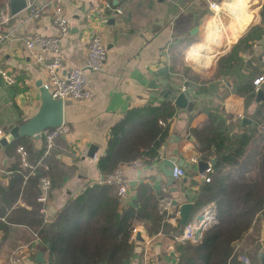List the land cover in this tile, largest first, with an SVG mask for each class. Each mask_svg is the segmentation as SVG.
<instances>
[{"label":"crops","instance_id":"1","mask_svg":"<svg viewBox=\"0 0 264 264\" xmlns=\"http://www.w3.org/2000/svg\"><path fill=\"white\" fill-rule=\"evenodd\" d=\"M8 1L3 0L0 9L7 5L10 13ZM51 2L34 0L35 6L42 8V14L36 19L23 23L26 14L23 9L15 14L10 13L9 22L0 25V33L9 35L0 42V70L6 71L14 79L12 84H7L0 76V130L3 132L32 116L40 105L37 83L41 82L44 86L48 79L45 63L51 54L40 48H35L34 54L31 53L25 48L24 40L34 32L45 36L58 34L51 22ZM110 2L112 6L122 9L121 14H100V0H57L70 27L69 34L60 43L62 65L59 72L69 67H84L85 50L92 33L101 34L106 59L98 71L84 69L86 85L93 92L90 100H64L63 122L69 131L55 140L50 153L37 157V151L43 147L42 137L18 139L13 152L6 150L7 146L0 149V264H5L14 251L19 253L23 264H48L47 246H39L34 230L8 219L12 204L8 203L9 193L2 188L10 189L15 177L18 178L16 167L27 172L38 168L44 174L42 178L49 179L51 173L55 175L59 183L50 188L42 209L49 204L58 213L68 200L79 195L87 185L107 179V175L99 170L97 161L106 151L112 126L120 121L124 113L133 107L160 106L168 101L173 105L174 112L168 121L167 139L159 148L158 158L150 163L142 162L136 168L121 165L128 180L127 201L123 203L121 199V202L122 205L132 200L138 203V200L145 199L150 190L154 195H161L164 188L165 195L171 200L170 213L174 217L168 223L174 225L175 218L179 220V205L192 202L203 182L202 173L197 169V161L201 160L197 141L190 129L201 127L209 115H218L226 123L234 125L232 130L237 131L238 127L247 126L241 125L242 117L249 119V115L264 100L255 101L258 89L254 87L253 100L246 105L238 92L245 80L264 72V21L260 14L264 0H258L253 21L254 26H259L262 31L248 41L247 51H238L240 61L231 70L225 68L229 61L226 56L242 37L236 42V38L227 40L232 30L228 25L232 15L226 16L228 26L222 28L223 21L219 23L217 17L224 6H218L219 3L223 4L222 0ZM211 2L216 4V9L209 7ZM221 16L224 17L223 13ZM210 24L220 31L223 47L218 48L207 42ZM194 27L197 30L191 33ZM198 51L202 54L215 51L216 54L208 59H197L195 53ZM36 54L42 60H37ZM190 60L200 67L194 68ZM190 69H196L206 76L203 78L199 75V79L194 76V80V77L186 75ZM260 88H264V85ZM176 90L189 93L191 110H179L173 104L170 98ZM132 128L135 129L136 125ZM19 147L24 155L18 150ZM91 147H95L92 156L88 155ZM26 149H30V153L27 154ZM172 158L184 159L191 169L182 167L183 176L171 181L163 175L159 165L163 159ZM19 206L27 212L32 210L29 203L19 202ZM40 213L46 225L55 218L47 223L45 212L40 210ZM198 215L209 227L215 221L213 204L191 211L187 222ZM143 226L142 221L134 224V255L130 264H141L144 255L148 264H175L173 247L176 243L173 238L165 232L145 236ZM232 248L235 258L244 254L254 264H260L257 253L264 249V220L253 223L242 237L232 242ZM38 251L42 252L43 261L36 260ZM236 262L239 264L237 259Z\"/></svg>","mask_w":264,"mask_h":264},{"label":"trees","instance_id":"2","mask_svg":"<svg viewBox=\"0 0 264 264\" xmlns=\"http://www.w3.org/2000/svg\"><path fill=\"white\" fill-rule=\"evenodd\" d=\"M260 14L264 21V5ZM261 31L259 26L252 27L231 48L226 56L230 61L226 69L231 70L240 61L238 51H247L248 41ZM260 74L249 77L238 88L246 105L253 100V79ZM173 112L174 107L168 101L160 106L128 109L110 130L106 151L97 161L99 170L108 176L135 159L144 163L156 160L167 139ZM233 127L220 116L209 115L201 127L190 129L197 141L199 158L204 161L217 158L208 173L210 180L199 185L191 211L213 204L215 221L204 229L198 241L174 245L175 264H238L232 242L242 237L253 223L264 220V100L249 115L246 127H238L237 131ZM18 141H13L6 150L15 151ZM21 145L25 147L24 143ZM29 151L26 149L27 154ZM37 153L41 157L44 147ZM16 172L18 178L15 177L10 189L2 188L9 193L8 203L12 204L9 222L29 226L37 234L39 246L48 245V264H130L135 222H144L145 236L165 232L173 238L184 226L176 218V224L168 223L173 213L158 211L159 194L150 190L144 200L122 205L116 186L107 180L87 185L46 225L40 213L43 204L37 202L43 172L38 168L27 172L18 167ZM49 179L50 188L59 183L52 173ZM19 202L31 204L32 210L27 212Z\"/></svg>","mask_w":264,"mask_h":264},{"label":"built area","instance_id":"3","mask_svg":"<svg viewBox=\"0 0 264 264\" xmlns=\"http://www.w3.org/2000/svg\"><path fill=\"white\" fill-rule=\"evenodd\" d=\"M56 2V3H55ZM52 0L51 6V22L56 27L58 34L55 36H45L40 33H31L29 37L24 40V45L27 50L34 54L35 48H40L51 54V58L45 63V67L48 72V79L44 84V87L50 92L51 97L55 99L74 100V101H87L93 97V92L86 85V78L84 69L90 71H98L104 64L106 59V48L103 43V39L100 33H92L89 37L87 47L85 50L84 67H69L60 73L59 69L62 65V59L60 57V43L69 34L70 27L64 16L62 7L57 3V0ZM26 14L23 19V23L32 19L40 17L42 14V8L37 7L34 4V0H25ZM214 2L209 4V7L213 9ZM99 12L103 16L108 13L121 14L122 9L120 7H114L109 0H100ZM11 15L9 13L7 5L0 10V25H5L9 22ZM9 35L0 33V42H2ZM37 60H42L39 54H36ZM60 67V68H59ZM0 76L7 84L14 82L13 77L6 71L0 70ZM253 85L256 89H259L264 85V72L253 79ZM69 128L63 122L61 125L55 128H47L40 133L42 137V143L44 147L43 155H47L54 146V142L61 136L68 133ZM5 136L4 132L0 130V137ZM19 151L24 155V151L21 147ZM24 160V159H23ZM133 168L142 165L140 159H136L129 164ZM211 169H206L201 174V179L205 182L210 180L208 173ZM184 169L181 166H174L171 174V178L176 180L183 176ZM108 182L113 183L117 189V195L119 198L127 197L128 180L124 174L123 167L116 168L106 179ZM40 195L38 201L45 203L46 196L50 190V182L48 178H41L39 183ZM164 188L161 189V195L158 197V211L170 212V199L165 195ZM43 208V207H42ZM45 212V209H41ZM171 220L174 217L170 218ZM202 220L195 218L192 221L186 223L182 231L173 237L175 243L190 241L195 242L196 236L199 234ZM38 242V237H36ZM239 264H254L250 257L244 254L236 256ZM5 264H23L22 258L18 252H12ZM141 264H148V259L144 255V259Z\"/></svg>","mask_w":264,"mask_h":264},{"label":"water","instance_id":"4","mask_svg":"<svg viewBox=\"0 0 264 264\" xmlns=\"http://www.w3.org/2000/svg\"><path fill=\"white\" fill-rule=\"evenodd\" d=\"M223 4L219 3L218 6L224 5L225 3H233L234 0H222ZM9 8L10 13L15 14L19 11L25 9L26 3L25 0H9ZM116 1H114V4ZM222 11V12H221ZM220 13L225 14V16L233 15L229 8L222 7ZM255 15L254 13L250 14V19L246 23L245 27L238 30L236 33V40H239L241 37L244 36V34L254 26ZM237 16H234V24L233 29L237 28ZM197 30V27H194L191 30V33L195 32ZM37 86L39 88L40 92V105L37 109V111L27 118L26 120L17 123L15 125L9 126L8 129L4 131L5 136L0 137V149L2 147H6L9 144H11L13 141L18 140L22 137H32L33 139H39L40 133L47 129V128H55L63 123L64 120V101L62 99H55L51 97L50 92L41 85V82L37 83ZM190 95L187 91H175V93L170 98L173 101V104L179 108V110H191V102H190ZM264 98V88H259L256 91L255 101L263 100ZM190 107V108H189ZM249 123V119L246 117H242L241 125L244 126ZM95 151V147H91L89 149L88 155L92 156ZM217 158L213 157L209 161L199 160L197 161V169L199 173H203L206 169H211L213 164L216 162ZM174 166H181L184 167L187 170L191 169V165L187 163L184 159H163L159 167L162 170V173L164 176L168 177L171 181L173 180L171 178L172 170ZM104 179V177H103ZM127 201V198H122V202L125 203ZM173 204H176L175 201H173ZM192 202H184L179 205V223L181 225H185L187 223L189 213L192 209ZM57 215V211L51 206L47 205V208L45 209V219L48 223L51 221L55 216ZM198 219H202L201 215L197 216ZM206 222L203 221L199 234L195 238V242L198 241L201 237V234L203 233L204 229L206 228ZM139 238V233H136ZM48 247V245H46ZM257 257L259 258L260 264H264V249L257 253ZM36 260L37 261H43V254L42 252L38 251L36 254Z\"/></svg>","mask_w":264,"mask_h":264},{"label":"bare ground","instance_id":"5","mask_svg":"<svg viewBox=\"0 0 264 264\" xmlns=\"http://www.w3.org/2000/svg\"><path fill=\"white\" fill-rule=\"evenodd\" d=\"M257 2L258 0H234L233 3H225L224 4V7L225 8H229L230 11L232 13H234V16L236 17L237 16V23H238V26L237 28L233 29V24H234V16L230 15L232 17H230L231 21L229 22V27L230 29H232L230 32L231 34L228 35L227 37V40L230 39V38H236V33L238 32V30L242 29L245 27L246 23L248 22V20L250 19V14L251 13H256V9H257ZM216 5H214L213 9L215 8L216 9ZM229 19V20H230ZM210 23V22H209ZM222 27V26H221ZM223 28V27H222ZM208 31H207V42L211 43L212 45L215 44L217 45V47L219 48L220 46L223 47L224 43L222 41V36L220 34V31L215 28V26L213 25H209V27L207 28ZM227 31V30H226ZM228 32V33H230ZM225 35V34H224ZM226 41V40H225ZM220 42V43H219ZM227 42V41H226ZM208 43V44H209ZM219 43V44H217ZM219 45V46H218ZM227 45V44H226ZM221 48V47H220ZM205 49V48H204ZM213 49V48H212ZM223 49V48H222ZM208 50V48H207ZM220 50V49H219ZM224 51V50H223ZM215 53L210 51L209 53L207 54H202V53H198L196 52L195 53V56L200 58V57H204L206 59H208L209 57L213 56ZM220 53V52H219ZM216 54V53H215ZM218 54V53H217ZM203 58V59H204ZM213 58V57H212Z\"/></svg>","mask_w":264,"mask_h":264},{"label":"rangeland","instance_id":"6","mask_svg":"<svg viewBox=\"0 0 264 264\" xmlns=\"http://www.w3.org/2000/svg\"><path fill=\"white\" fill-rule=\"evenodd\" d=\"M221 2V1H220ZM260 2V1H259ZM223 3V2H222ZM221 14L222 13H220L219 15H217V17H218V21H219V23H221L222 21H223V23H222V25H223V28H227V24H228V19H226L227 17L225 16V14H223L224 15V17H222L221 16ZM213 15V14H212ZM219 16H221V17H219ZM222 20V21H221ZM235 41V40H234ZM233 42V41H232ZM198 53H201V52H199L198 51ZM196 57V56H195ZM197 59H200V58H198V57H196ZM191 61V60H190ZM191 63H192V65L194 66V68H197V67H200V66H197V65H194V63H193V61H191ZM201 68H202V66H201ZM191 71H189L188 70V72H186V75H188L189 77H197L198 79H199V77L200 76H206L205 74H202V73H200V72H198L196 69V71L195 70H193V69H190ZM200 75V76H199ZM199 76V77H198ZM204 78V77H203Z\"/></svg>","mask_w":264,"mask_h":264}]
</instances>
